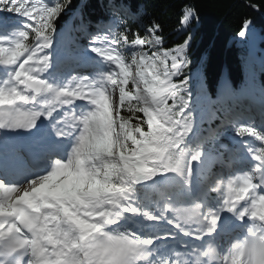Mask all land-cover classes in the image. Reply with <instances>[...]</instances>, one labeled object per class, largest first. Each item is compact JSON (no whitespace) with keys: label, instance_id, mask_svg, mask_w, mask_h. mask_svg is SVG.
Returning <instances> with one entry per match:
<instances>
[{"label":"snow or ice","instance_id":"6c2138e0","mask_svg":"<svg viewBox=\"0 0 264 264\" xmlns=\"http://www.w3.org/2000/svg\"><path fill=\"white\" fill-rule=\"evenodd\" d=\"M70 5V0L52 6L44 0H0V11L26 18L23 28L0 34V67L10 70L0 84V128L32 129L42 116L52 117L59 108L64 119L56 135L73 137L65 158L54 159L46 174L22 183L0 179V264H216L210 259L216 252L210 244L207 249L193 248L183 259L176 253L162 262L153 260L156 237L141 236L121 224L135 215L161 218L136 205L131 195L134 184L167 173L188 184L192 162L203 157L199 147L191 151L186 142L194 125L185 72L191 63L192 31L174 49L146 51L145 46L162 43L154 35L158 24L147 30L149 36L137 34L129 42L127 35L117 39L110 31L103 36L102 30L92 33L83 23L91 51L110 70L98 74L99 79L73 76L57 85L44 74L53 65L57 18ZM190 16L194 13L189 8L183 18ZM249 25L245 21L240 37L246 36ZM125 46L139 47L130 61L120 50ZM77 100L87 101L90 110L77 113L71 107ZM125 107L129 113H143L146 120L140 123H146V132L120 114ZM223 123H231L239 136L248 133L264 142V132L252 126L227 118ZM248 152L256 162L250 171L230 177L226 185L220 177L208 184V192L220 196L218 208L205 211L201 202L186 208L166 202L161 213L172 211L175 219L169 223L195 240L214 234L224 211L250 221L246 235L231 244L220 264H264V145L249 146ZM189 222L195 227L186 228Z\"/></svg>","mask_w":264,"mask_h":264},{"label":"trees","instance_id":"16d2710c","mask_svg":"<svg viewBox=\"0 0 264 264\" xmlns=\"http://www.w3.org/2000/svg\"><path fill=\"white\" fill-rule=\"evenodd\" d=\"M68 0H57L67 3ZM71 5L57 18V31L72 18L78 23L89 16L109 18L118 17L120 35L132 40L137 34L147 36V30L154 24L160 25L154 35L162 38L161 50H171L183 44L191 31L193 39L189 49L191 63L185 69L187 75L201 73L202 85L215 94L221 85L249 90L250 69L246 58L254 49L258 52L259 63L264 68V0H70ZM126 5L137 21L129 20L119 11L110 7ZM119 8V7H117ZM194 16L184 20L186 9ZM245 21L250 25L245 37L239 32L244 29ZM33 37H31L32 39ZM182 78V77H181ZM258 80L264 84V72ZM174 82H179L178 79ZM189 85V83H188ZM131 89V86H128ZM171 104V100L168 101ZM131 117L132 125L140 124L148 130L141 112L129 113L125 107L121 112ZM186 142L188 139L186 138ZM192 144H189V146Z\"/></svg>","mask_w":264,"mask_h":264},{"label":"rangeland","instance_id":"374dc122","mask_svg":"<svg viewBox=\"0 0 264 264\" xmlns=\"http://www.w3.org/2000/svg\"><path fill=\"white\" fill-rule=\"evenodd\" d=\"M44 2H45V3H48L49 6H52V1H51V0H44ZM5 12H6V11H5ZM6 13H10V15L13 14V15H17V16L20 17V18H24V17L19 16L18 14L14 13V12H6ZM13 15H12V16H13ZM24 19L26 20V18H24ZM66 33H68V32H66ZM66 33H65V34H66ZM110 33H111V37H114V31H112V32L110 31ZM101 35L103 36V35H106V34H101ZM151 38H153V37H151ZM65 39H67V37H66ZM59 40H60V38L57 40V42H58ZM55 41H56V40H55ZM55 41H54V42H55ZM57 42H56V43H57ZM55 45L57 46V44H54V46H55ZM90 45L92 46V44H90ZM128 48L131 49V53H132V55L134 54L135 51H139V47H137V48L128 47ZM151 48H152V46H151ZM152 49H153V50H156V46L153 47ZM228 90H229V89H228ZM228 90H227V91H228ZM227 91H225L224 93H226ZM187 92L191 95L190 90H189V91L187 90ZM227 93H228V92H227ZM230 94H234V93H233V92H230ZM190 100H191V99H190ZM189 111H191V115L196 114V106L194 105V106L190 107V108H189ZM200 122H207V119H203V120H201ZM195 123H197V121H194V124H195ZM193 126H194V125H193ZM202 153H204V152H202ZM204 159H205V158H203V157L201 158V160H204ZM200 162H201V161L198 160V161H194V162H192V163H196V164H197V163H200Z\"/></svg>","mask_w":264,"mask_h":264},{"label":"bare ground","instance_id":"6f19581e","mask_svg":"<svg viewBox=\"0 0 264 264\" xmlns=\"http://www.w3.org/2000/svg\"><path fill=\"white\" fill-rule=\"evenodd\" d=\"M175 175H176V174H173V175H172V177H173V176H175ZM177 177H178L177 179H181V177H180V176H178V175H177Z\"/></svg>","mask_w":264,"mask_h":264}]
</instances>
